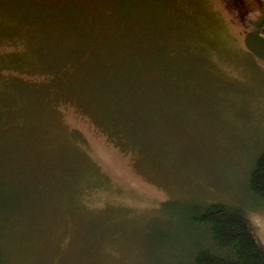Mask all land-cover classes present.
<instances>
[{
	"label": "rangeland",
	"instance_id": "rangeland-1",
	"mask_svg": "<svg viewBox=\"0 0 264 264\" xmlns=\"http://www.w3.org/2000/svg\"><path fill=\"white\" fill-rule=\"evenodd\" d=\"M264 150V0H0L3 264H191Z\"/></svg>",
	"mask_w": 264,
	"mask_h": 264
},
{
	"label": "trees",
	"instance_id": "trees-1",
	"mask_svg": "<svg viewBox=\"0 0 264 264\" xmlns=\"http://www.w3.org/2000/svg\"><path fill=\"white\" fill-rule=\"evenodd\" d=\"M249 184L250 191L264 201V150L250 173ZM190 218L191 223L205 227L210 237V244L193 254L191 264H264V246L242 209L215 202L201 205Z\"/></svg>",
	"mask_w": 264,
	"mask_h": 264
}]
</instances>
